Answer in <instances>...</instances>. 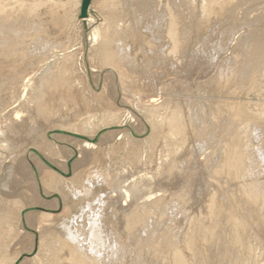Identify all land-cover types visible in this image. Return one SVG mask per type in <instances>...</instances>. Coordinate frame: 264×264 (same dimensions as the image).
I'll use <instances>...</instances> for the list:
<instances>
[{"label":"rangeland","instance_id":"374dc122","mask_svg":"<svg viewBox=\"0 0 264 264\" xmlns=\"http://www.w3.org/2000/svg\"><path fill=\"white\" fill-rule=\"evenodd\" d=\"M81 1L0 0V14L16 4L22 10L7 20L0 15V54L14 51L11 60L0 57V248L6 249L4 264H42L51 254L46 237L58 234L43 216L72 221L77 227L81 220L74 219L75 213L84 202L80 197L64 206V201L97 186L95 195L99 194L104 210L116 223L118 244L127 249L119 264H174L176 253L186 264H194V259L208 264L212 252L219 258L216 264H264V161L254 157V186L260 201L254 205L246 200V180L237 174L230 155L226 158L225 146L230 132L238 136L247 127L252 146L264 153V134L255 133L256 128L264 129V52L258 65H253L236 51L242 39L253 35L249 46L262 49L264 0H243L245 5L241 0H181V12L174 14L183 16L178 25L185 43L182 61L174 65L178 69L171 71L169 62L157 68L153 43L157 42L156 47L163 44L156 41L158 36L164 41V21L159 17L173 12L174 0H153L151 9L145 6L147 0L127 1L131 15L119 24H126L130 33H121L119 49L139 72L165 73L142 93L125 91L118 71L103 62L102 38L98 37L107 24L103 0L90 2L85 19L80 18ZM140 2L145 3L143 17L134 11ZM137 19L140 27L136 29L133 21ZM145 34H153V39ZM149 98L158 104L168 99L185 116L196 109L201 112L203 122L199 119L196 130H187L184 144L172 158L169 151L179 141L159 131L148 110ZM218 107L225 114L216 120ZM168 165L172 168L167 171ZM99 185H107L105 192ZM210 198L222 208L219 216L209 207ZM156 200H161L159 205L150 207ZM135 202L145 206L144 227L137 240L124 241L120 217L129 214ZM162 234L168 236L167 244Z\"/></svg>","mask_w":264,"mask_h":264},{"label":"bare ground","instance_id":"6f19581e","mask_svg":"<svg viewBox=\"0 0 264 264\" xmlns=\"http://www.w3.org/2000/svg\"><path fill=\"white\" fill-rule=\"evenodd\" d=\"M5 1V0H4ZM76 1V0H75ZM92 1V0H91ZM94 1V0H93ZM92 1V2H93ZM127 1L129 0H103L102 3V8L106 10V12H108V14L106 13L105 16V22L106 27L105 29L102 31V33L98 34L100 36V38H102V42H101V49L100 50L102 52V59L103 62L107 65H110L112 67H114L117 71H118V76L119 79L121 81V85L123 87V89L125 91H132V93L134 92H145L149 89L150 83H154V81L156 79H158L159 76H163V74H165L164 72H159L158 73H152L150 74V72L146 71L145 73L139 72L138 69L134 68L131 63H129V58L125 55V52L123 49H119V43H120V38L119 36L121 35V33H126L125 35L128 34L130 28L126 26V24H119L120 22H122V19L124 17L127 18L129 12L131 15V11L129 9V7H127ZM181 0H174L173 3H171V5L174 6V9H172L173 12H171L170 14L168 13V17L165 16L162 18L159 17V19H161V21H164V27L162 28V34L164 36V41L163 37L162 39H160L161 37L158 36V38H156V41L159 39L161 40L160 45L157 44L156 47V43L154 42L153 45L155 46L156 49V55L154 57V62H156V66L158 69L162 68V65L165 63L169 62V71H171L172 68L174 69H178V67H175L174 65L180 64V62L182 61V49H183V45L185 43V39L183 37H181L180 31H179V25H178V21L181 17H183L180 13V18L179 15H175L174 11H179L178 7L180 4ZM197 1V0H195ZM243 1V0H241ZM240 1V2H241ZM136 2H138L136 0ZM143 2V1H142ZM153 2V0H147V3L145 5L146 7L151 6V3ZM183 2V1H182ZM181 2V3H182ZM245 1H243L242 4H244ZM135 3V2H134ZM141 3V2H140ZM138 3L139 5H137L136 3V7L134 10L136 11L139 16L143 15L141 14V8L144 6L143 3ZM186 3V2H185ZM239 3V2H237ZM246 3V2H245ZM76 4V3H75ZM155 4V3H154ZM161 4V3H160ZM163 4V2H162ZM189 4V3H188ZM199 4V3H198ZM196 4V5H198ZM81 4H79L78 7H80ZM101 5V4H99ZM133 5V4H132ZM183 5V4H182ZM245 5V4H244ZM77 6V5H76ZM91 5H89L90 7ZM187 6V4H186ZM237 6V5H236ZM131 7V6H130ZM163 7V6H162ZM161 7V8H162ZM199 7V5H198ZM126 8V9H125ZM173 8V7H172ZM202 8V6H201ZM146 9V8H145ZM177 9V10H176ZM9 10V9H8ZM2 11V13L0 14L1 16L5 17L6 20L12 15L14 14V12L16 11H22L20 9V5L16 4L14 6V9L9 10V11ZM89 10V8H88ZM183 10V9H182ZM198 10V9H197ZM200 10V9H199ZM145 11V10H144ZM159 11V10H158ZM157 11V12H158ZM202 11V10H200ZM199 11V12H200ZM256 11V10H255ZM88 12V11H87ZM148 12V11H147ZM156 12V13H157ZM165 12V10H164ZM181 12V11H179ZM192 12V11H191ZM136 13V14H137ZM152 12H150L151 14ZM162 13V12H161ZM196 13V12H195ZM195 13L192 15H195ZM202 13V12H201ZM200 13V14H201ZM232 13V12H231ZM16 14V13H15ZM22 14V12L20 13ZM104 14V13H103ZM133 14V12H132ZM137 14V15H138ZM149 14V16H150ZM164 14V13H163ZM162 14V15H163ZM198 14V12H197ZM18 15V14H17ZM25 15V14H23ZM135 15V16H137ZM147 15V14H146ZM154 15V14H153ZM0 16V17H1ZM16 16V15H15ZM14 16V17H15ZM19 16V15H18ZM133 16V15H132ZM226 16V15H225ZM224 16V17H225ZM262 16V15H261ZM260 16V17H261ZM2 17V18H3ZM27 17V16H26ZM142 17H138L139 19H142ZM162 17V16H161ZM201 17V16H200ZM229 17V16H228ZM259 17V18H260ZM131 18V17H129ZM145 18V17H144ZM147 18V17H146ZM151 18H155V16H152ZM253 18V17H252ZM133 19V18H132ZM150 19V18H149ZM264 19V17H263ZM20 20V19H19ZM144 20V19H142ZM152 21V19H150ZM22 21V20H21ZM37 21V20H36ZM140 21V20H139ZM155 21V19H154ZM153 21V22H154ZM256 21V20H255ZM5 22V21H4ZM27 22V20H26ZM29 22V21H28ZM133 27L137 29L136 25L138 26V19L133 21ZM149 22V21H147ZM191 22V21H190ZM36 23V22H35ZM38 23V22H37ZM128 23V21H127ZM132 23V22H131ZM142 23V21H141ZM158 23V22H157ZM156 23V24H157ZM161 23V22H160ZM183 23V20H182ZM252 23V21H251ZM2 24V23H1ZM41 24V23H40ZM144 24H148L145 23ZM153 24V23H152ZM162 24V23H161ZM162 24V25H163ZM249 24V23H248ZM130 25V24H129ZM143 25V24H142ZM186 25V24H185ZM255 26V24H253ZM31 26V25H30ZM29 26V27H30ZM34 26V25H33ZM150 26V24L148 25ZM153 26V25H152ZM159 26V25H158ZM188 26V25H186ZM27 27V25H26ZM35 27V26H34ZM140 27V26H138ZM147 27V26H146ZM145 27V28H146ZM189 27V26H188ZM251 27V26H250ZM253 27V26H252ZM251 27V28H252ZM31 28V27H30ZM36 28V27H35ZM40 28V27H39ZM132 28V26H131ZM149 28V27H148ZM157 28V27H156ZM28 29V27H27ZM134 29V30H136ZM139 29V28H138ZM150 29V28H149ZM256 29V28H255ZM21 30V29H20ZM31 30V29H29ZM151 30V29H150ZM186 30V29H185ZM13 31V30H12ZM142 31V29H141ZM149 31V30H148ZM157 31H159L157 29ZM156 31V32H157ZM182 31V30H181ZM254 31V29H253ZM257 31V30H256ZM143 32V31H142ZM146 32V30H145ZM155 32V30H154ZM24 33V32H23ZM130 33V32H129ZM150 33V32H149ZM153 33V32H152ZM161 33H159L161 35ZM255 33V32H254ZM20 34V33H19ZM144 34V33H143ZM156 34V33H153ZM151 34V35H153ZM157 34V35H159ZM185 33H183L184 35ZM10 35V34H9ZM12 35V34H11ZM17 35V34H16ZM148 35L145 34V36H147V39L149 38L150 40H152ZM257 37H259V34H256ZM14 36V35H13ZM123 36V35H122ZM134 36V35H133ZM155 36V35H154ZM249 36V35H247ZM254 36V35H253ZM253 36H249L251 39L245 38L244 40L242 39V42L240 43L239 48L236 50L239 53H237L238 56L240 57H246L248 58L250 61H253V65H258V62L261 57L262 54V50L264 52V39L262 37V49L260 47V51H258L256 49H254L253 47H250L249 44L252 42L253 40ZM261 36V35H260ZM9 37V36H8ZM135 37V36H134ZM10 38V37H9ZM8 38V39H9ZM19 38V37H18ZM155 38V37H154ZM183 38V39H182ZM7 39V40H8ZM128 39V38H127ZM126 39V41H127ZM134 39V38H133ZM142 39H144V37H142ZM146 39V38H145ZM188 39V37H187ZM241 39V37H240ZM239 39V40H240ZM255 39V36H254ZM12 40V39H11ZM131 40V39H130ZM129 40V41H130ZM10 41V40H8ZM134 41V40H133ZM144 41V40H143ZM188 41V40H187ZM15 41H13L14 43ZM128 42V41H127ZM127 42L125 44H127ZM256 43H259L257 40H255ZM254 42V43H255ZM16 43V42H15ZM14 43V45H16ZM11 44V42H10ZM124 44V46H125ZM133 44V43H132ZM151 44V41H150ZM261 44V43H260ZM121 45V43H120ZM130 45V44H129ZM134 45V44H133ZM140 45V44H139ZM186 45V44H185ZM12 46V45H11ZM123 46V48H124ZM10 47V46H9ZM121 47V46H120ZM141 47V46H140ZM122 48V47H121ZM126 48V47H125ZM145 48H147L145 46ZM144 48V49H145ZM142 49V48H141ZM151 49V48H150ZM141 51V50H140ZM186 52V51H185ZM213 52V51H212ZM219 52V51H218ZM128 53V52H127ZM134 53V52H133ZM184 53V52H183ZM155 54V53H154ZM152 54V55H154ZM101 55V53H100ZM2 56L3 60H8V59H12L14 57V51L11 50H6V52H4V54H0V57ZM135 56V55H134ZM137 56V55H136ZM139 56V55H138ZM146 56V55H145ZM151 56V55H150ZM133 57V55H132ZM145 60L148 62L149 58L144 57ZM153 58V56L151 57ZM33 59V58H32ZM143 59V57H142ZM132 60V59H131ZM134 60V59H133ZM138 60V59H137ZM241 60V58H240ZM35 61V60H34ZM128 61V62H127ZM151 61V60H150ZM248 61V62H250ZM128 64H127V63ZM133 62V61H130ZM240 62V61H239ZM4 63V62H2ZM138 63V62H137ZM243 63V62H242ZM245 63V62H244ZM243 63V65H244ZM30 64V62H29ZM134 64V63H133ZM141 64V62H140ZM145 65V64H144ZM182 65H184L182 63ZM242 65V64H241ZM137 66V65H136ZM140 66V65H139ZM142 66V65H141ZM245 66V65H244ZM186 66H184L185 68ZM240 67V66H239ZM238 67V68H239ZM148 68V67H147ZM191 68V67H190ZM189 68V69H190ZM236 68V67H235ZM255 68V67H254ZM166 69V68H165ZM182 69V68H181ZM180 69V70H181ZM186 69V68H185ZM185 69H183L185 71ZM161 70V69H160ZM167 70V69H166ZM173 70V69H172ZM168 71V72H169ZM176 71V70H174ZM178 71V70H177ZM182 72L185 73V72ZM242 71V70H241ZM153 72V71H151ZM166 72V71H165ZM179 72V71H178ZM249 72V71H248ZM187 73V71H186ZM243 73V72H242ZM15 74V73H14ZM155 74L157 75L155 77ZM181 74V72H180ZM239 74V73H238ZM12 75V74H11ZM167 75V74H166ZM176 75V74H175ZM174 75V76H175ZM184 75V74H183ZM55 76V75H54ZM53 76V77H54ZM179 76V75H178ZM238 76V75H237ZM236 76V77H237ZM9 77V76H8ZM12 77V76H10ZM14 77V76H13ZM164 77V76H163ZM168 77V76H167ZM170 77V76H169ZM183 77V76H182ZM50 79V78H49ZM52 80V78L50 79ZM236 80V79H235ZM53 81V80H52ZM157 81V80H156ZM165 81V80H164ZM168 81V80H167ZM247 81V80H246ZM160 82V81H159ZM244 82V81H243ZM162 83V82H161ZM172 84V82H170ZM50 84V83H49ZM153 85V84H152ZM155 85V84H154ZM168 85V83H167ZM151 87V86H150ZM158 87V86H157ZM161 87V86H159ZM154 89V88H153ZM158 90V88H157ZM159 90H162V88H159ZM175 91V90H174ZM147 95V94H146ZM149 96V95H148ZM152 99V98H151ZM150 100V98H149ZM148 100V101H149ZM176 100V99H175ZM146 101V100H145ZM190 102V101H189ZM192 102V101H191ZM147 103V102H145ZM150 105L148 106V110L151 112L150 115L151 118L153 119V121H155L159 126L158 129L160 132L163 133V135H165L167 138L169 136H173L174 138L178 139L179 142H177L175 144V146L171 149V151H169L170 153V157L173 155H175V153H177L179 151V149L182 147V145L185 142L186 139V132L188 129L192 130H196V122H199V116L201 117V115H199L201 112H196L195 113H191L190 115H186L182 114L181 109L174 106L173 103L171 101H169L168 99H165L164 102L158 104V100L152 99L148 102ZM157 103V104H156ZM181 103V101H180ZM186 104V102H184ZM219 103V102H218ZM182 104V103H181ZM40 105V104H39ZM148 105V104H146ZM178 105V104H177ZM41 106V105H40ZM215 106V104H214ZM192 107V106H191ZM190 107V108H191ZM195 107V106H194ZM212 108H214L213 106H211ZM210 107V108H211ZM41 109V108H40ZM192 109V108H191ZM195 109V108H194ZM44 110V109H43ZM46 110V109H45ZM148 111V112H149ZM194 111V110H193ZM224 110L222 108H217V111L214 113V119L218 120V116H222L225 113L223 112ZM41 112V111H40ZM45 112V111H44ZM226 112V111H225ZM39 113V111H38ZM46 113V112H45ZM43 114V113H42ZM47 114V113H46ZM33 115V114H32ZM45 115V114H43ZM36 116V115H35ZM42 116V115H41ZM33 118V117H31ZM39 118V117H38ZM49 119L51 118L50 116L48 117ZM110 118V117H109ZM151 119V120H152ZM44 120V119H43ZM201 120V119H200ZM223 120V119H222ZM221 120V121H222ZM46 121V120H44ZM49 121V120H48ZM202 121V120H201ZM203 122V121H202ZM225 122V121H224ZM222 122V124L224 123ZM33 123V122H32ZM211 123V122H210ZM37 124V123H36ZM155 124V123H153ZM29 125V124H28ZM33 125V124H30ZM202 127V126H201ZM218 127V126H217ZM225 127V126H224ZM215 128V127H214ZM154 129V128H153ZM201 129V128H200ZM199 129V131H200ZM35 130V129H34ZM156 130V128H155ZM223 130V129H222ZM154 131V130H153ZM159 131L157 133H159ZM189 131V130H188ZM213 131V130H212ZM211 131V132H212ZM218 131V130H217ZM256 134L260 133V134H264V129H259L256 128L255 130ZM210 134V133H209ZM213 134V133H212ZM160 135V134H159ZM221 135V134H220ZM259 135V134H258ZM197 136V135H196ZM213 135H211L212 137ZM159 137V136H158ZM214 138V137H213ZM212 138V139H213ZM164 139V138H163ZM169 139V138H168ZM192 139V138H191ZM211 139V140H212ZM166 141V139H165ZM225 146H227V154H226V158L231 157V159H233V166L237 167L236 171L237 174L239 175L240 178L245 179L246 183L243 185V187H245L246 189V200L250 201L252 204L256 205L257 203H259V199L256 195V192H259L256 190V187L254 186V179L256 178V173L255 171V159L254 157H257L258 159H260L261 161H264V153L260 150V148H256V150L254 149V147L252 146V141H251V132H249V129H247V127L244 128V130L239 132V135H235V132H230V136L228 139L225 140ZM164 142V141H163ZM167 142V141H166ZM215 142V141H214ZM169 144V143H168ZM222 145V144H221ZM167 146V145H166ZM230 147V149H229ZM203 148V147H202ZM255 151H254V150ZM165 150V149H164ZM166 151V150H165ZM204 151V150H203ZM179 153V152H178ZM177 153V154H178ZM168 154V153H165ZM176 154V155H177ZM183 154V153H182ZM254 156H253V155ZM178 156V155H177ZM171 157V158H172ZM176 157V156H175ZM180 161V160H179ZM227 167V165L225 166ZM168 169L165 170H171L172 165H168L167 167ZM182 169V168H181ZM190 169V168H189ZM195 169V168H194ZM188 170V167H187ZM193 170V169H192ZM186 171V170H185ZM190 171V170H189ZM165 172V171H164ZM196 172V171H194ZM97 173V172H96ZM93 175V172H92ZM104 175V174H103ZM106 175V174H105ZM109 175V174H108ZM172 176V175H171ZM108 177V176H107ZM178 177V176H177ZM236 177V176H235ZM91 179V178H89ZM113 181L114 177L111 178ZM105 180H109V178L104 179ZM89 182V180H88ZM102 182V181H101ZM100 182V183H101ZM107 182V181H106ZM109 182V181H108ZM157 182V181H156ZM111 183V182H109ZM108 183V184H109ZM72 184V183H71ZM103 185H105V183H102ZM179 184V183H178ZM177 184V187H178ZM91 185V184H90ZM98 185V184H97ZM156 185V184H155ZM99 190L101 192H105V187L107 186H101L99 185ZM180 186V184H179ZM91 187V186H90ZM164 187V186H163ZM153 188V187H152ZM169 188V186H168ZM179 188V187H178ZM91 189V188H90ZM160 189V188H159ZM163 190V188H162ZM98 191V186L97 188H93V191L91 190H86L84 191V193H75L73 194L71 197L66 198L64 201V206L71 204L70 202H73L74 200H78V198H80L81 200H83L84 203H82L80 205V209L76 211L75 213V220H81V222L78 223L77 227L72 225V221L68 222L67 220H63L61 222H57L56 219L54 218V216L52 215H47V216H43V220L46 222H48V224L50 223V226H53L55 229H57L58 234H56V236L53 235H48V237H46L45 239V243H46V248H47V253L48 250H50L51 254L48 257L43 258V262L42 264H119L120 261L122 260L124 254L126 253L127 249L125 247H123L121 244H118L121 241V238L116 235V233L114 232V229L116 227V223L113 219L111 213H108V211H105L103 208V201L101 200V198H99L100 196L95 195L96 192ZM165 191V190H164ZM107 192V191H106ZM137 192V191H136ZM135 192V193H136ZM139 192V191H138ZM137 192V193H138ZM162 192V191H161ZM99 193V192H98ZM108 193V192H107ZM134 193V192H133ZM149 193V192H148ZM164 193V192H163ZM165 194V193H164ZM191 194V193H190ZM101 195V194H100ZM133 195V194H132ZM138 195V194H137ZM148 195V194H146ZM106 196V195H105ZM139 196V195H138ZM151 196V195H150ZM154 196V195H153ZM207 196V195H206ZM205 196V197H206ZM127 197V196H126ZM208 197V196H207ZM212 197V196H211ZM219 197V196H217ZM108 198V197H107ZM145 198V197H143ZM142 198V199H143ZM152 200L155 199L153 197H151ZM148 200V199H147ZM227 200V199H226ZM107 201V200H106ZM144 201V200H143ZM105 202V201H104ZM140 202V201H139ZM149 202V201H147ZM161 202V200H156L155 202H152L150 207H156L159 205V203ZM141 203V202H140ZM146 203V202H145ZM213 201L210 198V205L213 206L211 209L213 210V212L215 213V216H219V214L222 213V208L220 206L217 205V203ZM77 205V204H76ZM74 206V205H73ZM233 206V205H232ZM68 207V206H67ZM149 207V208H150ZM72 208V207H71ZM145 208V206H143L142 204L140 205L139 203L135 202V204L133 205L132 211L129 212V214L125 213V215L121 214L122 216L120 217L121 220V224L124 227V230L126 232L125 237L123 238L124 241H134L137 240L139 238V232L142 230V228L144 227V216H143V212L142 210ZM176 208V207H175ZM235 208V207H234ZM69 209V208H68ZM151 209V208H150ZM251 209V208H250ZM255 209V208H254ZM88 211V212H86ZM154 212V211H153ZM239 212V211H238ZM252 212V211H251ZM255 212V211H254ZM211 213V212H210ZM253 214V213H252ZM85 218H84V217ZM154 217V216H153ZM152 216L151 218L154 219ZM178 217V216H177ZM58 218V217H57ZM173 218V215H172ZM252 218V216H251ZM73 219V223L75 222ZM164 219V217H163ZM244 220V219H243ZM248 220V219H247ZM117 221V220H116ZM249 221V220H248ZM77 222V221H76ZM225 222V221H224ZM149 223V222H148ZM151 223V222H150ZM149 223V224H150ZM222 223V222H221ZM152 224V223H151ZM155 224V223H154ZM163 225V223H161ZM0 225L2 227V220L0 219ZM157 225V222H156ZM159 225V224H158ZM152 226V225H151ZM150 226V227H151ZM160 226V225H159ZM146 227V226H145ZM162 227V226H161ZM259 228V227H258ZM122 229V228H121ZM154 229V228H153ZM119 230V229H118ZM160 230V229H158ZM157 231V230H156ZM146 232V231H145ZM152 232V231H151ZM156 233V232H154ZM144 234V233H143ZM0 236H1V232H0ZM148 237H150V235H148ZM162 238H164L165 236H160ZM168 237V236H167ZM167 237L164 238L165 240V244H167L168 240ZM77 239V240H76ZM151 239V238H150ZM147 239V240H150ZM76 240V241H75ZM140 240V239H139ZM159 240V239H158ZM2 240H0L1 242ZM119 241V242H118ZM146 241V240H145ZM43 242V241H42ZM214 242V241H213ZM43 244V243H42ZM165 246V245H163ZM141 247V246H140ZM139 247V248H140ZM194 247V246H193ZM212 247V246H211ZM138 248V247H137ZM197 248V247H196ZM205 248V247H204ZM194 251V255L195 254V250L194 248H191ZM6 249H1L0 248V264H4L5 261L3 260L4 254H5ZM192 252V251H191ZM159 253V252H158ZM208 253V252H207ZM198 254V252H197ZM157 255H154V258H157ZM156 260V259H155ZM219 260V258L215 255L214 252H212V254L209 256V261L208 264H216V262ZM159 261V260H158ZM147 262V261H146ZM194 264H201L200 261H197V259H194L192 261ZM160 263V262H159ZM174 264H186L184 258L182 255H180L179 253H176V257H175V262Z\"/></svg>","mask_w":264,"mask_h":264},{"label":"water","instance_id":"95a60500","mask_svg":"<svg viewBox=\"0 0 264 264\" xmlns=\"http://www.w3.org/2000/svg\"><path fill=\"white\" fill-rule=\"evenodd\" d=\"M91 0H82L80 5V18L85 19Z\"/></svg>","mask_w":264,"mask_h":264}]
</instances>
